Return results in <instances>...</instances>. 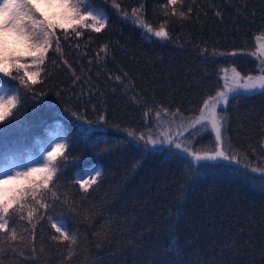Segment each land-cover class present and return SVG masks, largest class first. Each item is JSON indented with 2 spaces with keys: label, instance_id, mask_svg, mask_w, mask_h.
I'll list each match as a JSON object with an SVG mask.
<instances>
[{
  "label": "trees",
  "instance_id": "1",
  "mask_svg": "<svg viewBox=\"0 0 264 264\" xmlns=\"http://www.w3.org/2000/svg\"><path fill=\"white\" fill-rule=\"evenodd\" d=\"M117 2L128 19L112 0H92V7L108 14L106 29L90 35L85 29L81 37L69 29L68 41L61 39L62 54L49 50L40 82L5 122L8 134L0 135V154L19 152L25 159L61 131L67 136L68 161L58 193L68 203L58 202L48 215L62 217L77 242L68 247L53 239L59 234L46 218L34 233L26 231L25 219L14 225L18 238L11 248L16 251L3 245L4 264H264V181L243 166H258L257 157L264 154L257 147L264 136V95L238 96L226 106V143L241 153L257 148L239 165L208 162L189 180L187 160L144 153L123 142L125 129L158 131L155 120L145 117L149 108L153 116L158 106L179 109L184 121L195 115L221 87L225 69L260 74V60L251 53L264 39V0H184L183 8L176 5V16L169 6L167 17V0ZM141 3L143 22L155 29L168 21L169 40L149 37L137 26L131 9ZM189 7L191 15L179 18ZM61 32L57 29L58 36ZM105 44L107 55L100 52ZM234 51L243 54L230 55ZM117 75L121 81L114 79ZM4 82L19 86L11 77ZM99 111L106 112L107 123L83 137L75 127L82 121L72 112L95 120ZM184 136L194 151L213 147V134ZM94 167L102 176L84 193L77 181L90 177L80 176L81 170Z\"/></svg>",
  "mask_w": 264,
  "mask_h": 264
},
{
  "label": "snow or ice",
  "instance_id": "2",
  "mask_svg": "<svg viewBox=\"0 0 264 264\" xmlns=\"http://www.w3.org/2000/svg\"><path fill=\"white\" fill-rule=\"evenodd\" d=\"M42 2L49 6L55 4L61 11L53 13L49 18L40 10ZM178 3L183 8L184 0H167V4L164 5V15L166 17L169 15L167 9L171 6V15L176 16ZM112 7L120 11L125 20L129 18L128 11L121 9L117 0H112ZM143 10V3L139 8L131 9V16L135 17L137 26L144 29L145 34L149 37L154 36L161 41L169 40L168 21L165 20L154 29L151 24L143 22ZM192 11L193 9L189 7L187 11H180L178 16L181 19H187ZM216 15L220 16V13L217 12ZM108 21V14L103 9L92 7V0H3L0 3V74H2L0 75V135L8 134L9 130L5 127V122L17 115L22 99L26 97L27 92L32 91L33 86L40 82L39 77L46 71L45 62L49 50L52 49L54 53L62 54L61 39L63 38L65 42L68 41L69 29L74 37H81L85 29L90 30L89 35L91 32L100 33L106 29ZM57 29L62 30L59 36ZM8 34L14 35L15 41L22 46V49L9 48L6 40ZM77 47H79L78 44ZM260 51L261 49L258 48L256 52L251 53L252 56H256L260 60L258 66L260 74L256 76L241 75L233 67L230 79L228 69H225L223 87L216 91L215 96H209L203 101V106L199 109V117L189 121L187 126L183 122L184 117L179 109L169 112L167 108L158 106L153 116V109L149 108L145 112L146 119H154L157 128L162 127L163 123L167 121L168 129L155 134L151 129L141 132L125 129L127 135L123 142L131 144L135 149L144 153H167L175 159L187 160L191 174L185 173V177L189 180L199 169L209 167V161L216 162L215 166L217 167L221 166L220 162L222 161H227L229 165H239L243 160H247L249 154L255 155L256 147L249 146L248 152L241 153L236 151L230 142L226 143L227 116L225 113L230 99L252 94L264 95V58H261ZM100 52L107 55L108 45H102ZM242 54L235 51L230 53L232 56ZM97 57H99V52ZM29 60L31 63H21V61ZM53 64L55 65V61ZM63 65L71 69L67 60H63ZM73 75L75 76L74 70ZM123 76L127 78V73H124ZM4 77L18 80L19 86L6 87ZM76 79L78 80L79 77ZM114 79L121 81L122 77L117 75ZM21 89H23V93H21ZM220 106L224 107L218 112L217 108ZM87 110L85 108V112ZM92 111H97L95 105H93ZM72 116L77 121H82V123L75 124V127L85 138H90L96 129L102 127L108 120L105 111H99L95 120L87 119V116L80 112H72ZM177 119L181 120L180 124H176ZM173 124H176L175 131L171 127ZM185 132L189 136L214 133L212 149L210 151H194V145L188 143L184 136ZM56 139L58 142L52 151H47L45 148L28 159L23 158L19 152L9 151L0 154V264H4L3 245L7 243L11 248V245L17 241L18 233L14 225L25 221V219L27 225L30 226L25 229L26 231L34 233L37 225L46 218L51 228L59 234L53 239L68 242V247H72L77 242V236L70 235L69 231L65 230L67 225L62 217L48 215L50 210L55 211V205L58 202L68 203L67 200H61L58 193L60 187L58 181L63 175L62 166L68 161L66 149L70 147V143L62 131L56 136ZM257 147L261 153H264V136L257 142ZM257 159L258 166L253 167L250 162L243 166L251 168L252 172L260 173L261 180L264 181V154ZM32 164L40 166L32 167ZM194 165L199 167H194ZM83 175H88L90 179H78L77 182L80 189L87 193L97 184L102 172L94 167L91 170L82 169L80 176ZM71 210L75 211V208H71ZM11 250L16 251L15 248H11ZM71 255L70 252L69 256Z\"/></svg>",
  "mask_w": 264,
  "mask_h": 264
},
{
  "label": "rangeland",
  "instance_id": "3",
  "mask_svg": "<svg viewBox=\"0 0 264 264\" xmlns=\"http://www.w3.org/2000/svg\"><path fill=\"white\" fill-rule=\"evenodd\" d=\"M2 2H3V0H0V3H2ZM40 10L45 14V16H47L49 18L52 17L53 13H59L61 11V9L59 7H57L55 4H53L52 6H49L47 3H44V2H42L40 4ZM6 40L8 42L9 48L22 49V46L15 41V37H14L13 34L7 35L6 36ZM258 48L261 49V51H260L261 58H264V39L259 40L257 42V46H256V49H255V52L258 50ZM25 62L31 63L30 60L29 61H21V63H25ZM0 75H2V74H0ZM228 76L231 79V76H232L231 70H228ZM223 77H224V70L221 73V87L220 88H222L223 87V84H224ZM215 94H216V92H215ZM215 94L213 96H215ZM220 107H223V106H220ZM220 107L217 108V111L219 110ZM199 115H200V112L198 111L195 115H193L192 117H190L189 119H187L186 121H184L185 126H187V123L189 121L193 120L194 118L199 117ZM176 122H178V121H176ZM180 123L181 122H179L178 124H180ZM168 127H169V125L167 123L166 125H163L162 127H160L156 133L166 131L168 129ZM171 127H172V125H171ZM172 129H173V131H175L176 130V127H174V128L172 127ZM213 135H214V133H213ZM56 143H57L56 137L49 138L48 141H45V145H46L45 147L42 146V145L40 146L41 148L39 149V152L43 151L45 148H46L47 151H52L53 148L55 147V144ZM48 145H51V146H48ZM209 162H212V161H209ZM222 162L228 164L227 161H222ZM231 165H236V164H231ZM31 166L32 167H38L40 165L32 164ZM36 175L39 176L40 174H36ZM87 176L88 175H85L84 178H87Z\"/></svg>",
  "mask_w": 264,
  "mask_h": 264
}]
</instances>
